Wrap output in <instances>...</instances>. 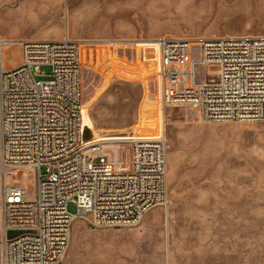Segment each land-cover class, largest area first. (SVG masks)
I'll return each instance as SVG.
<instances>
[{
    "label": "rangeland",
    "instance_id": "rangeland-1",
    "mask_svg": "<svg viewBox=\"0 0 264 264\" xmlns=\"http://www.w3.org/2000/svg\"><path fill=\"white\" fill-rule=\"evenodd\" d=\"M243 34L264 35V0H0V38L81 42L83 124L127 152L134 137L165 141L166 205L136 225L96 228L69 203L65 264H264V121L164 107L152 43ZM2 60L17 66L19 49L4 45ZM17 172L8 183L31 199L32 174Z\"/></svg>",
    "mask_w": 264,
    "mask_h": 264
},
{
    "label": "built area",
    "instance_id": "built-area-1",
    "mask_svg": "<svg viewBox=\"0 0 264 264\" xmlns=\"http://www.w3.org/2000/svg\"><path fill=\"white\" fill-rule=\"evenodd\" d=\"M152 43L164 107L196 110L204 122L264 121V35ZM4 45L19 49L17 66L4 67ZM80 48L67 37L0 38L1 264H65L69 203L96 228L136 225L167 203L163 137H134L129 152L98 133L83 140ZM10 169L32 174L31 199L8 183Z\"/></svg>",
    "mask_w": 264,
    "mask_h": 264
},
{
    "label": "bare ground",
    "instance_id": "bare-ground-1",
    "mask_svg": "<svg viewBox=\"0 0 264 264\" xmlns=\"http://www.w3.org/2000/svg\"><path fill=\"white\" fill-rule=\"evenodd\" d=\"M82 133H83V137L87 138L88 136L91 135V133H94V132L89 124H83V121H82Z\"/></svg>",
    "mask_w": 264,
    "mask_h": 264
},
{
    "label": "water",
    "instance_id": "water-1",
    "mask_svg": "<svg viewBox=\"0 0 264 264\" xmlns=\"http://www.w3.org/2000/svg\"><path fill=\"white\" fill-rule=\"evenodd\" d=\"M91 136H92V133H91V135H90V136H88L87 138H84V137H83V140H84V141H86V140L90 139V138H91Z\"/></svg>",
    "mask_w": 264,
    "mask_h": 264
},
{
    "label": "crops",
    "instance_id": "crops-1",
    "mask_svg": "<svg viewBox=\"0 0 264 264\" xmlns=\"http://www.w3.org/2000/svg\"><path fill=\"white\" fill-rule=\"evenodd\" d=\"M153 46H154V48H155V51H156V47H155V45L153 44ZM156 59H157V57H156ZM157 61V60H156ZM20 62V61H19ZM8 68H11V67H8ZM13 68V67H12Z\"/></svg>",
    "mask_w": 264,
    "mask_h": 264
}]
</instances>
